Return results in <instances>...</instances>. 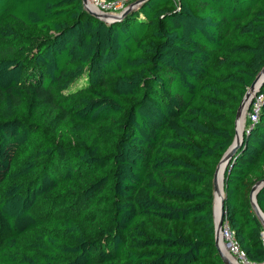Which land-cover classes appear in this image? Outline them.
I'll list each match as a JSON object with an SVG mask.
<instances>
[{
  "label": "trees",
  "instance_id": "obj_1",
  "mask_svg": "<svg viewBox=\"0 0 264 264\" xmlns=\"http://www.w3.org/2000/svg\"><path fill=\"white\" fill-rule=\"evenodd\" d=\"M263 67L264 0H147L110 24L82 0H0V264H224L213 175ZM259 96L223 181L250 264Z\"/></svg>",
  "mask_w": 264,
  "mask_h": 264
},
{
  "label": "water",
  "instance_id": "obj_2",
  "mask_svg": "<svg viewBox=\"0 0 264 264\" xmlns=\"http://www.w3.org/2000/svg\"><path fill=\"white\" fill-rule=\"evenodd\" d=\"M147 0H138L136 3H134L133 5H131L130 7H128L127 9H125L124 11H122L121 13L114 15V16H109L100 12H93L91 11L88 6H87V0H82V4H83V8L84 10L91 15L92 17H94L95 19L102 21L106 24H110L116 21L121 20L122 18H124L126 15H128L132 10L136 9L139 5L145 3ZM264 85V67L262 68V70L259 72V74L256 76V78L254 79V81L252 82V84L250 85V87L247 89L245 96L238 108L237 114H236V120H235V136L233 139L232 144L229 146V148L227 149V151L225 152V154L223 155L222 159L220 160L219 164L217 165L214 175H213V191H214V199H213V219H214V226H215V247L217 249V252L220 256V258L222 259L224 264H234L233 262H231V260H229V258H227V256L221 251L220 249V243H221V239H220V232H221V228L223 226L224 223V218H225V210H224V193H223V197L221 198L220 201V205H219V217L218 219H216L215 216V210H214V205H215V195L219 192L218 189V181H217V176H218V171H219V165L222 162L226 163V167L227 164L229 163L230 159L232 158V156L234 155V153L237 151V149L239 148V146L242 143L243 140V133H242V139L240 141L236 142V137H237V131H236V127H237V122L239 120V117L241 115V112L243 109L246 110V112H248L253 98L255 96H257L258 94V90ZM245 112V113H246ZM247 114V113H246ZM245 114V115H246ZM226 169V168H225ZM225 172V170H224ZM223 181H224V173L222 176V192H223ZM264 186V180L263 181H259L258 183H256L253 188L251 189L250 192V202H251V206L252 209L255 213V215L259 218V220L261 221L263 227H264V214L261 212V210L259 209L258 205H257V201H256V196L259 192V190ZM230 256V255H229ZM238 263V262H237ZM239 264V263H238Z\"/></svg>",
  "mask_w": 264,
  "mask_h": 264
},
{
  "label": "built area",
  "instance_id": "obj_3",
  "mask_svg": "<svg viewBox=\"0 0 264 264\" xmlns=\"http://www.w3.org/2000/svg\"><path fill=\"white\" fill-rule=\"evenodd\" d=\"M89 2V4L95 7L98 12L109 16H114L136 3L137 0H89ZM261 99L262 96H255L253 98L251 104L252 111L251 113L247 114L248 120H250L251 123H254L257 120ZM220 236L222 237V242L223 240L226 241V250L232 258L235 260H240L241 262H238L239 264H250L247 262L244 253L241 251L239 244L234 238V233L229 229L227 223L223 224Z\"/></svg>",
  "mask_w": 264,
  "mask_h": 264
},
{
  "label": "bare ground",
  "instance_id": "obj_4",
  "mask_svg": "<svg viewBox=\"0 0 264 264\" xmlns=\"http://www.w3.org/2000/svg\"><path fill=\"white\" fill-rule=\"evenodd\" d=\"M89 3H90L89 0H87L88 8H90V10L93 11V12H98L97 9L95 7H93V6H91ZM245 112H246V110L243 109L242 112H241V115L239 117V120L237 122L236 142L240 141L242 139V133H243L244 123H245V114H246ZM225 168H226V163L222 162L219 165V171H218V176H217L219 192L215 195L214 210H215L216 219H218V217H219V205H220L221 198L223 197L222 186H221L222 182L221 181H222V176H223ZM220 239H221L220 249H222L221 251L225 253L227 247H226V245L223 244L221 236H220ZM227 258H229V260H231V262H233L234 264H238L237 261L234 258H232L231 256H229V257L227 256Z\"/></svg>",
  "mask_w": 264,
  "mask_h": 264
},
{
  "label": "rangeland",
  "instance_id": "obj_5",
  "mask_svg": "<svg viewBox=\"0 0 264 264\" xmlns=\"http://www.w3.org/2000/svg\"><path fill=\"white\" fill-rule=\"evenodd\" d=\"M137 1H138V0H137ZM89 9H90V8H89ZM246 113H247V112H246ZM247 121H248V115L246 114V115H245V123H244L243 134H244L245 131L247 130ZM223 243L226 245V241H225V240H223ZM221 250H222V249H221ZM226 251H227V250H226ZM226 251H225V253H224V252H223V253H224L226 256L229 257V254H228V252H226ZM236 261L239 262V263L241 262L240 260H236Z\"/></svg>",
  "mask_w": 264,
  "mask_h": 264
}]
</instances>
